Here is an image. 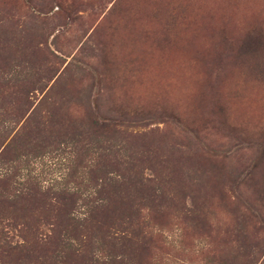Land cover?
Returning <instances> with one entry per match:
<instances>
[{
  "label": "rangeland",
  "instance_id": "374dc122",
  "mask_svg": "<svg viewBox=\"0 0 264 264\" xmlns=\"http://www.w3.org/2000/svg\"><path fill=\"white\" fill-rule=\"evenodd\" d=\"M40 99L43 186H62L73 131L91 140L88 99L158 188L125 198L124 228L158 231L153 211L176 233L250 230L264 249V0H0V121ZM79 147L69 187L85 195L103 174Z\"/></svg>",
  "mask_w": 264,
  "mask_h": 264
},
{
  "label": "trees",
  "instance_id": "16d2710c",
  "mask_svg": "<svg viewBox=\"0 0 264 264\" xmlns=\"http://www.w3.org/2000/svg\"><path fill=\"white\" fill-rule=\"evenodd\" d=\"M41 101L29 107L26 116L10 119L9 126L0 121V264H256L264 249H255L263 238L247 229L234 228L223 235L176 233L173 227H166L164 213L153 211L149 215L158 231L124 228L119 219L132 202L125 198H142L146 192L156 195L158 188L154 179L139 175L125 153L124 139L94 117L88 99L83 104L88 110L85 125L92 129L91 140L82 143V133L73 131L64 144L70 155L62 186H43L29 169ZM79 143L86 150L84 166L95 175L103 174L85 195L78 194V187H69V176L79 169L74 167ZM107 158L117 166L106 168L103 161ZM116 222L117 231L95 234Z\"/></svg>",
  "mask_w": 264,
  "mask_h": 264
}]
</instances>
